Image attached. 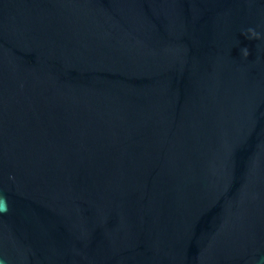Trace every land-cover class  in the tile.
<instances>
[{
	"label": "water",
	"instance_id": "obj_1",
	"mask_svg": "<svg viewBox=\"0 0 264 264\" xmlns=\"http://www.w3.org/2000/svg\"><path fill=\"white\" fill-rule=\"evenodd\" d=\"M0 264H264V0H0Z\"/></svg>",
	"mask_w": 264,
	"mask_h": 264
},
{
	"label": "clouds",
	"instance_id": "obj_2",
	"mask_svg": "<svg viewBox=\"0 0 264 264\" xmlns=\"http://www.w3.org/2000/svg\"><path fill=\"white\" fill-rule=\"evenodd\" d=\"M244 55H245V56L248 55V51H247V49L244 50Z\"/></svg>",
	"mask_w": 264,
	"mask_h": 264
}]
</instances>
